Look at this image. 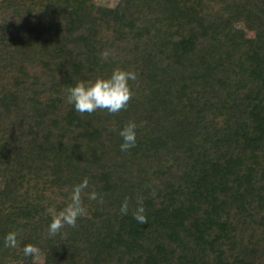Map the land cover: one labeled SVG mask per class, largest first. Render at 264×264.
Here are the masks:
<instances>
[{
    "label": "trees",
    "instance_id": "1",
    "mask_svg": "<svg viewBox=\"0 0 264 264\" xmlns=\"http://www.w3.org/2000/svg\"><path fill=\"white\" fill-rule=\"evenodd\" d=\"M117 66L126 108L67 102ZM0 264H264V0H0Z\"/></svg>",
    "mask_w": 264,
    "mask_h": 264
},
{
    "label": "clouds",
    "instance_id": "2",
    "mask_svg": "<svg viewBox=\"0 0 264 264\" xmlns=\"http://www.w3.org/2000/svg\"><path fill=\"white\" fill-rule=\"evenodd\" d=\"M137 80V72L134 70L114 67L108 74H100L88 80H77L66 89V99L79 113H92L97 109H106L108 113H117L127 107L133 92L130 81ZM137 123L129 120L119 130L122 142L121 151H128L137 143ZM89 186L88 178H83L80 183L72 188L70 202L63 209L53 211L52 219L48 224L49 235H56L65 225L76 227L77 219L86 214L81 193ZM97 193L92 191L90 198L95 199ZM129 211V198L125 197L120 205L121 214ZM134 219L140 224L147 222L145 208L142 201H137V207L133 213ZM16 232L10 231L4 236L5 246H16ZM24 254L31 255L37 249L31 245H25Z\"/></svg>",
    "mask_w": 264,
    "mask_h": 264
},
{
    "label": "rangeland",
    "instance_id": "3",
    "mask_svg": "<svg viewBox=\"0 0 264 264\" xmlns=\"http://www.w3.org/2000/svg\"><path fill=\"white\" fill-rule=\"evenodd\" d=\"M97 4H103V5H111V6H114L116 5L119 0H94ZM252 31H248V34H250ZM39 249H37V251L34 253L35 254V259L37 261H41L42 260V256H43V253L41 250H44V249H40V247H38Z\"/></svg>",
    "mask_w": 264,
    "mask_h": 264
}]
</instances>
